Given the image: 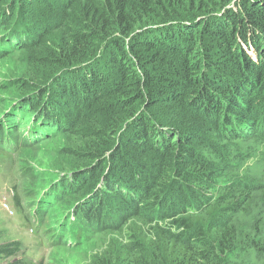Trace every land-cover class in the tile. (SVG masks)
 I'll use <instances>...</instances> for the list:
<instances>
[{
	"label": "trees",
	"instance_id": "1",
	"mask_svg": "<svg viewBox=\"0 0 264 264\" xmlns=\"http://www.w3.org/2000/svg\"><path fill=\"white\" fill-rule=\"evenodd\" d=\"M18 52L0 150L69 152L48 182L101 240L85 264H264V0H0ZM22 248L0 237L44 264Z\"/></svg>",
	"mask_w": 264,
	"mask_h": 264
},
{
	"label": "rangeland",
	"instance_id": "2",
	"mask_svg": "<svg viewBox=\"0 0 264 264\" xmlns=\"http://www.w3.org/2000/svg\"><path fill=\"white\" fill-rule=\"evenodd\" d=\"M15 30L12 27L11 34ZM13 44V43H11ZM23 56V55H22ZM22 56L20 52L13 54L4 61L0 62V78L10 77L13 81L19 79L20 71L25 68L22 63ZM27 59V56L25 57ZM18 78V79H17ZM3 94L0 93V100ZM13 95L11 98L17 97ZM4 97V96H3ZM5 99V98H4ZM48 144H52L55 147V141H50ZM45 147H37L34 150V154L31 150H25L23 152V158L16 161H12L11 157H5L0 152V237L11 239H19L23 241L24 248L15 257L16 260L31 259L35 261L44 262V264H85V252L87 258L91 255L89 249L97 246L101 243V240L97 242V237L94 239L89 237H79V231L77 230L80 225H83L79 220H74L71 213L70 201L62 200L57 201L61 197V192L58 185L52 187L49 180L56 181L62 178V171L56 168L62 157L66 158L69 152L64 151L61 155L51 153V149ZM64 147L59 143L56 147V151L60 147ZM28 168V169H27ZM31 170L34 180L27 179L26 172ZM50 174V175H49ZM52 176V177H51ZM36 178H39L36 180ZM34 182L35 188L38 192L39 202L45 197L49 198V203L46 207L48 211V222L46 235L49 234L48 242L41 243L42 238L39 232L31 231L30 220L27 216L21 212L14 214L5 210L2 202L6 198H10L13 195V191L23 189L22 183ZM25 188V187H24ZM60 202V204H58ZM25 207L23 210H28ZM31 217L36 213V209L30 211ZM86 241L88 242L83 246ZM58 244V245H57ZM66 244V245H65ZM69 246L70 248H67ZM95 252L92 253V255ZM27 257V258H26ZM13 259L3 258L0 256V264L14 263ZM88 263V261H87Z\"/></svg>",
	"mask_w": 264,
	"mask_h": 264
},
{
	"label": "clouds",
	"instance_id": "3",
	"mask_svg": "<svg viewBox=\"0 0 264 264\" xmlns=\"http://www.w3.org/2000/svg\"><path fill=\"white\" fill-rule=\"evenodd\" d=\"M12 27H15V30L11 34H8L9 32H11ZM12 27L9 30H5L6 35H12L14 32H17L16 26H12ZM0 152L4 156V154L1 150H0ZM9 156L12 157L13 155H9ZM62 172H63L62 178H60V180L54 181V183L60 182L61 179L64 178V175L66 174V172L65 173H64V171H62ZM33 188H34V190L28 191L26 193V195H24L27 198L23 197L24 199L22 200V203H19V206H17V204L15 202L16 195H17L16 191H13V195L10 198V200H9V198H6L2 202V204L5 208V210H7L11 214H14V209H15L16 212L18 211V212H21L22 214L26 215L28 220H30V222H31L30 223V226L32 227L31 231L39 232V235L42 238L41 243H46V242H48L47 239L49 237V234H47V236H45L47 233L46 232L47 222H48V218H49L48 211H47L46 207L50 201H49V198L45 197L43 200H41L39 202L38 192H37L35 186ZM25 189L28 190V188L20 189L21 193H24L25 191H23V190H25ZM33 191H35L36 193L35 194L32 193ZM60 199L63 200L65 198L61 196L57 201H60ZM58 204H60V202ZM70 204H71V213L73 215L74 214V206L72 203H70ZM25 207H30V208H27L28 210H23V209H25ZM33 209H36V213L33 217H31L30 211H32ZM73 219H75L74 215H73ZM13 240H15V239H13ZM16 240L21 241L23 244L22 240H19V239H16ZM23 248H24V244H23Z\"/></svg>",
	"mask_w": 264,
	"mask_h": 264
}]
</instances>
